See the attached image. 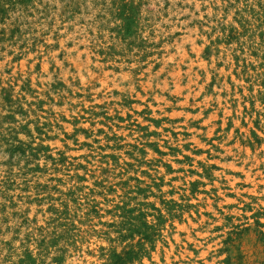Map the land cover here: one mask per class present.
<instances>
[{
    "label": "rangeland",
    "instance_id": "374dc122",
    "mask_svg": "<svg viewBox=\"0 0 264 264\" xmlns=\"http://www.w3.org/2000/svg\"><path fill=\"white\" fill-rule=\"evenodd\" d=\"M0 264H264V0H0Z\"/></svg>",
    "mask_w": 264,
    "mask_h": 264
},
{
    "label": "bare ground",
    "instance_id": "6f19581e",
    "mask_svg": "<svg viewBox=\"0 0 264 264\" xmlns=\"http://www.w3.org/2000/svg\"><path fill=\"white\" fill-rule=\"evenodd\" d=\"M197 53V52H196ZM206 61V60H205ZM205 61H203V60H200V65L201 66H206L207 64H206V62ZM200 118V117H199ZM202 123H204V122H202ZM208 123H209V121H208ZM199 127V126H198ZM194 130H195V127H191L190 128V131L191 132H194ZM186 131V130H185ZM211 134V133H210ZM208 137V136H207ZM176 141V140H175ZM194 142V141H193ZM198 142V141H197ZM181 145L183 144L181 141L179 142ZM192 143V142H191ZM201 144V143H200ZM225 146V145H224ZM231 154V153H230ZM248 155L250 156V153L248 152ZM225 157V156H224ZM188 158V157H187ZM186 160V159H185ZM199 160V159H198ZM263 161V160H262ZM253 162V161H252ZM209 163H211V162H209ZM216 163H219V162H216ZM254 164H256V163H254ZM230 165H232V164H230ZM238 165V164H237ZM258 165V164H257ZM172 166H173V164H172ZM170 167V166H169ZM217 167V166H216ZM233 167V166H232ZM242 169H244V167L242 168ZM248 169V168H247ZM234 170V169H233ZM202 172V171H201ZM186 173V172H185ZM233 173V172H232ZM235 174V173H234ZM240 174V173H239ZM245 174V173H244ZM243 176V175H242ZM249 177L250 178V173L249 174H247L246 175V177ZM165 177V176H164ZM233 178V177H232ZM229 179V178H228ZM166 180H167V178H166ZM238 181V180H237ZM231 185H232V187H236V184L235 183H231ZM211 188V187H210ZM207 190V189H206ZM222 196V195H221ZM200 199H202V197L200 196L199 197ZM223 198V197H222ZM224 200H226V199H224ZM227 202V201H226ZM207 207L209 208V210H211L212 208H211V203L209 202V199L207 200ZM192 214V213H191ZM185 215V214H184ZM200 222V221H199ZM176 227H178V229L180 230V227H179V225H178V223H176ZM203 227V226H202ZM166 228V227H165ZM192 229V228H191ZM198 235H201V233L199 232L198 233ZM206 235V234H205ZM208 236H210V235H208ZM200 237V236H199ZM187 238L189 239V241H193V239H192V237H191V235H190V233H188V236H187ZM209 239V238H208ZM172 240V239H171ZM176 240L179 242V241H181L180 240V237L179 236H176ZM176 242V241H175ZM170 244V243H169ZM178 244V243H177ZM185 244V243H184ZM196 244V246L199 244V242H198V244L197 243H195ZM97 245V244H96ZM211 247V246H210ZM184 248V247H183ZM195 248V247H194ZM180 255H182V257H184V258H186V256H191L192 254L189 252V250L187 249V248H185V249H183V251H182V253L180 254ZM187 260V259H186ZM212 263V262H211Z\"/></svg>",
    "mask_w": 264,
    "mask_h": 264
}]
</instances>
